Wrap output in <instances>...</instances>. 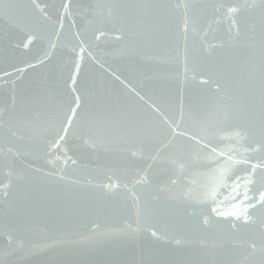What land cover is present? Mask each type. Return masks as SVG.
Instances as JSON below:
<instances>
[{
	"label": "water",
	"instance_id": "water-1",
	"mask_svg": "<svg viewBox=\"0 0 264 264\" xmlns=\"http://www.w3.org/2000/svg\"><path fill=\"white\" fill-rule=\"evenodd\" d=\"M0 264H264V0H0Z\"/></svg>",
	"mask_w": 264,
	"mask_h": 264
}]
</instances>
